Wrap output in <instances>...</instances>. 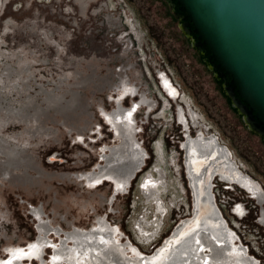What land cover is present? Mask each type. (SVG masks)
<instances>
[{
	"label": "rangeland",
	"instance_id": "rangeland-1",
	"mask_svg": "<svg viewBox=\"0 0 264 264\" xmlns=\"http://www.w3.org/2000/svg\"><path fill=\"white\" fill-rule=\"evenodd\" d=\"M171 2L173 6L166 0H0L2 105L8 109L24 105L27 97L24 93H21L22 97L17 96L15 88L29 82L30 87L36 89L35 92L29 90L33 99H38L33 101L39 103L37 112H30L32 125L14 115L7 117L0 111V137L13 147H21L25 160L31 162L27 171L33 175L32 182L12 173L1 174V256L4 245L24 244L34 238L36 220L32 207L42 209L45 221L66 232L90 230L100 217L107 224L109 222L110 227L120 229L123 244L149 253L151 246L174 229L177 222L189 217L191 193L186 176L181 172L184 153L179 151V142L182 135L181 131L178 134L179 125L174 119L177 106L188 112L189 107L180 99L182 96L188 98L190 108L194 110L195 107L200 119L203 116V124L209 128V133L217 134L229 148L242 165V173L254 178L253 181L264 190V141L247 128L241 114L231 105L224 91L228 76L225 75L224 80L219 77L221 69L208 58L206 46L193 45L195 35L191 31L185 34L180 26L181 21L186 20L185 15L176 19L177 2ZM126 63L127 67L124 66ZM123 67L132 69H126L128 77L125 80L130 79L140 92L146 91V97L154 103L153 108L156 107V111L149 114L144 106L133 113L132 108L139 104L138 93L127 94L121 99L123 108L130 112L131 124L137 134L135 142L140 156L138 161L132 159L129 171L130 178L134 176L126 189L117 194H114L111 182L99 187H88L83 182V187L78 182L62 180V175L90 172L98 164L103 169L109 168L111 163L102 161L97 152L105 144L116 151L107 160H113V155H119V150L124 147L123 141L119 145L115 142L110 125L101 119L99 111L100 106L111 113L117 111V105L110 99L116 93L104 90L100 83L106 76L110 81L118 82L119 70ZM5 70L11 71L8 78H4ZM158 70L178 89V98L173 99L160 86L158 88ZM2 76L7 82L4 86ZM67 84L78 85L81 89L69 95L71 92L66 90L67 87H58ZM45 90L49 96L59 92L62 103H65L64 99L70 101L73 98L75 110L65 109L66 115H55L49 110L48 96L38 97ZM162 112H165V118ZM68 115L72 116L68 119L70 123L63 118ZM188 124L191 137H196L191 121ZM77 134L84 142L76 138ZM124 134V142L129 146L131 135L128 131ZM157 143L162 148L163 162L158 160L155 152ZM177 163L180 164L178 167L174 165ZM155 167L165 174L167 188H157L165 210L160 217L162 225L157 229L153 227L151 235L149 232L146 237L149 243L157 239L149 245L138 237L135 220L138 226L144 221L150 222L149 217L153 216V204L149 206L151 199L147 200L139 187L141 178L150 171L155 175L151 178H156ZM22 172L25 175V170ZM179 179L184 193L176 183ZM210 182L217 184L216 188L211 187V192L218 190L216 204L228 227L238 233L241 245H247L246 256L264 264V226L255 222L264 217V203L260 205L249 198L236 184L225 189L228 184L218 177L211 178ZM228 198L245 202L248 212L240 219L235 218L230 214ZM156 217H153L154 222ZM127 237L129 240L124 242ZM51 239L60 242L58 237ZM235 246L243 248L237 240ZM50 254L51 251L45 249L42 258L48 261Z\"/></svg>",
	"mask_w": 264,
	"mask_h": 264
},
{
	"label": "bare ground",
	"instance_id": "bare-ground-1",
	"mask_svg": "<svg viewBox=\"0 0 264 264\" xmlns=\"http://www.w3.org/2000/svg\"><path fill=\"white\" fill-rule=\"evenodd\" d=\"M157 75L158 85L161 89L163 88L172 97H177L178 92L176 93L173 84L169 82L165 74L158 71ZM136 92L139 97L137 87ZM138 103H140V98H138ZM180 103H182L181 100ZM136 105L139 106L140 104ZM193 108L195 107L193 106ZM187 109L188 115L190 112L196 123L195 125L192 124L197 132L196 137H191L192 131L188 124L190 117L183 107H176L174 119L177 120L176 122L181 125L182 129L183 141L180 143V151L184 153V162L183 167L181 164V169L182 174L186 176L188 190L191 193V203H188L189 217L187 216L188 218L177 222L174 229L172 228L171 232L166 233L167 236H162L163 239L161 238L159 242L151 246L149 253L138 249V247L133 249L128 244L120 243L119 240H122L120 229L117 226L111 228L108 225L109 222L107 224L104 220H98L95 226L87 231L79 232L80 229H70L72 232L65 234V239L53 249L54 264H259L256 260L246 256L245 247L239 243L236 231L228 227L226 219L212 197L210 179L218 177L225 184H236L247 194L249 193L250 198L253 197L260 203L264 202V190L253 181L254 178L252 179L247 174L242 173L229 148L218 142L214 135L209 134V129L203 127L202 120L204 118L201 120L195 109L196 112L191 108ZM148 111L149 109H147ZM164 113L162 112V116L165 118L166 114ZM160 115L158 118L161 117ZM101 119L104 121L103 116ZM78 140L84 142L82 136ZM156 154L162 159L163 153L160 146L157 147ZM156 170V178H151V175L148 176L139 187L144 197L147 200L151 199L150 204H148L149 206L153 204L154 211L151 213L153 216L149 217L150 222L143 220L142 226L140 224L139 227L135 222V231L139 238L143 236L144 244H147L149 238L146 237L149 234L142 231V228L145 231L153 232L154 228L157 229L161 226L160 217L162 213L164 215L163 210H165L159 200L160 194H157L159 185L165 187L163 183L165 176L160 168ZM176 183L181 192L184 193L185 188L181 181L178 180ZM125 189L122 188L120 191ZM238 206L243 207L242 204ZM153 217H156L155 222ZM126 240H129V237L124 242ZM236 240L237 244L244 249L235 246ZM155 241L157 239L150 240L148 243L150 245ZM45 249L51 250L49 246ZM5 256V254L2 255V257ZM42 257L43 255L41 259H44Z\"/></svg>",
	"mask_w": 264,
	"mask_h": 264
},
{
	"label": "flooded vegetation",
	"instance_id": "flooded-vegetation-1",
	"mask_svg": "<svg viewBox=\"0 0 264 264\" xmlns=\"http://www.w3.org/2000/svg\"><path fill=\"white\" fill-rule=\"evenodd\" d=\"M124 66L127 67V63L124 64ZM22 69H24V68H22ZM126 69H129V71L132 70L130 68H125V67L120 69L119 73H121V74H120V79L118 80V82H115L114 80L113 81L111 80L112 81L111 82L109 80V76H106V78L104 80H102V83H100L102 85L101 87L103 89L105 88V89H108V91H110V92L113 91V93H116L114 97L117 96L118 98H114L112 95L113 93H110V95H112V96H110V99H112L115 102V104L117 105V108H118L117 111L116 112L114 111L113 113H111V112H108L107 110H105L102 106H100V110H99L101 112V115L104 118V121L110 124V127L114 133L115 142L117 141V144L119 145L123 141L122 147L124 146L125 148L123 147L119 150V152H120L119 155L118 154L116 156L113 155L115 157L113 160L112 159L107 160V159L111 158L110 157L111 154H114L116 151L114 150V147H109L105 144L104 148H102L100 151H97V152H98L99 158L102 161L105 160L106 162L111 163L109 168L103 169L102 166H100V164H98L90 172H84L81 174H65V175H62V176H60V178L62 180L78 182L83 187H84L83 182H85V185L86 186L88 185L89 187H92L93 185L94 186L97 185L96 187H99L100 185L106 184L107 182H111L112 185L114 186V188H113L114 192H116L118 189H122V188L125 189V187L129 183L130 176H131L129 174L131 161L133 158L137 159V161H138L140 153H138L137 144L135 142L137 134H136V130L134 128V125L131 124L132 120L130 118V114H129L130 112L128 109L123 108L124 104L121 100L125 95L127 96V94H131V93L136 92L135 83L134 84L131 83L130 79H129V81L125 80L126 79L125 77H128V75H126L127 74ZM158 71H160V70H158ZM9 72H11V71L5 70L4 74L6 76H4V78H8V76L10 75ZM30 74H31V72H30ZM107 77H108V79H107ZM138 78H139V75L137 76V79ZM21 81H22V79H21ZM1 82H2L1 84H3V86L6 85V83H7V82L5 83V79H3V76H2ZM19 83H20V81H19ZM26 84H24L25 87L23 86V84H20L19 87L15 88L17 96L22 97L23 95L21 93H24L25 96L27 97L25 99L24 105H22L21 107L19 106L17 109H14L11 107L8 109V108L3 107L1 99H0V111H3V114L7 117H9L10 115H14V116H17V118H19L21 120L24 119V121H26L28 124L32 125L30 122V120L32 118V114L30 112L31 111L37 112L39 103L38 102L36 103V101H33V100L38 101V99L36 97L33 99V94L31 93L32 91H29L31 89V90H33V92H35L36 89H32V87H30L31 82H29V84H27V85ZM15 85L17 86L16 82H15ZM157 86L160 89L158 84H157ZM58 87H61V88L67 87L66 90L68 91V89H69L71 92V93H69V95L72 93L79 92V88H80V87H78V85H75V87H73V86H71V84H67L65 86L59 85ZM24 88L25 89L27 88V90H24ZM41 90H44V89H41ZM175 90L177 93L178 89L175 88ZM45 91L46 92H44V94L41 93L38 97H43V96L47 97L48 96L47 98H48V104H49V108H50L49 110L53 111L55 113V115L61 114L64 116V114L67 113L65 111V109L70 110V112L75 110L76 105L73 104V102H75V100L73 98H71L70 101L64 99L65 103H62V100L59 99V97H60L58 95L59 92H54L52 94L50 93L51 96H49V92L47 90H45ZM67 91H64V92H67ZM139 92H140V90H139ZM145 93H146V91H142L141 93H139L140 94L139 97L142 99V101L139 103L140 104L139 106L132 108V110H134L133 113H135V110L139 111L142 106H144L145 109H149L150 112L156 111V109H155L156 107H154V108L152 107L153 103L149 98L146 97ZM67 94H68V92H67ZM162 95L165 96L164 93H162ZM178 96H179V92H178ZM178 96L177 97L174 96L173 98H175V97L178 98ZM0 98H1V95H0ZM181 99L184 102V104L190 108L188 100L186 98H184L183 96L181 97ZM132 101H134V100H132ZM174 115H175V113H174ZM189 117H190L191 123L193 125H195L196 123L194 121V117H193V115L190 114V112H189ZM201 117L203 118V116H201ZM63 118L65 119V121L67 123H70V120H68V119L72 118V116L68 115L67 117L65 116ZM177 125H179L178 134L180 135L181 125L178 122H177ZM203 127H204V124H203ZM207 129H209V128H207ZM126 131H128L129 134L131 135V140L129 142V146H127L124 142V138H125L124 133H126ZM139 131L140 130H138V133H139ZM111 134H112V132H111ZM181 135H182V131H181ZM80 137L81 136L79 134L78 138H80ZM93 141L94 140H92V142ZM182 141H183V137H181V141L179 142V144ZM74 144H77V142H75ZM158 146H160V144H156V146H155L156 150H157ZM156 150H155V152H156ZM177 150H179V149H177ZM117 151H118V148H117ZM24 155L25 154L21 152V147H19V146L13 147V145H11V143H8L6 141V139L0 137V182H3L2 181L3 180L2 175L5 176V173H9V174L12 173L14 175H17L18 177H22L25 180H30L33 182V175L29 174V171H27V167H31V162L26 161L25 160L26 157ZM116 157H118L119 159L116 160ZM157 158L160 162L161 161L163 162L164 157H162V159H161L160 157L157 156ZM174 165L178 167L180 164L177 163ZM154 169H158V167H155ZM22 170H25V175H24V172H22ZM181 172H182V169H181ZM148 175L149 176L150 175L155 176L151 171L148 173ZM148 175L147 176L143 175L144 177L141 178L140 184H142V182L148 177ZM164 176H165V174H164ZM163 183H164L165 187L164 186H162V187L164 189H166L167 188L166 180H164ZM159 186H161V185H159ZM86 189H90V188L86 187ZM240 190H242L244 193L247 194V192L245 190H243L242 188H240ZM116 194H117V192H116ZM248 195H249V193H248ZM156 196H157V194L155 195V197ZM250 197L251 196L249 195V198ZM230 200L231 199L228 198V201L230 202L228 205H230V204L233 205L234 202L236 201V200H232V201H230ZM235 203H238V204L236 205V208L233 209V212L231 211V213H230L235 218L240 217V216L242 217L243 214L245 215L248 212L246 209L247 207H246L245 202L241 203V202H239V200H237ZM257 203L260 205L262 204L260 202H257ZM240 204H242L243 207L238 206ZM31 210H32L34 218L36 220L34 238L30 241H27L24 244H10V243H8V244L4 245V250H1V253L5 254L6 256L5 257L0 256V264H9V262H10V264H54V251H53V249H54V247H58L60 242L56 243L54 241V239H51V238L53 236L58 237V238H60V241H62V238L65 237V234H67L68 232H66L64 230L57 229L54 225L52 226L49 221H45V218L42 215V209H37L36 207H32ZM240 218H238V219H240ZM96 219H97L96 222L98 220H103L100 217H97ZM255 222L257 224L260 223L264 226V217L262 216V219H260L259 222L257 219H255ZM95 224L93 226H95ZM141 226H142V224H141ZM142 231L149 233V231H145L144 229ZM150 235H151V232H150ZM236 236L239 238L237 232H236ZM120 243H122V242L120 241ZM47 246H49L51 248V250H50L51 251V257H50L49 261H45L44 259H41L42 251ZM245 251H246V249H245ZM246 254H247V252H246ZM7 257H9V258H8V260L5 261V259ZM248 257H250V256L248 255ZM33 260L35 263L32 262ZM258 260H259V258H258ZM28 262H30V263H28Z\"/></svg>",
	"mask_w": 264,
	"mask_h": 264
},
{
	"label": "water",
	"instance_id": "water-1",
	"mask_svg": "<svg viewBox=\"0 0 264 264\" xmlns=\"http://www.w3.org/2000/svg\"><path fill=\"white\" fill-rule=\"evenodd\" d=\"M174 1L175 18L186 17L184 33L195 35V47L208 48L219 77L228 76L224 91L231 105L264 141V0Z\"/></svg>",
	"mask_w": 264,
	"mask_h": 264
},
{
	"label": "built area",
	"instance_id": "built-area-1",
	"mask_svg": "<svg viewBox=\"0 0 264 264\" xmlns=\"http://www.w3.org/2000/svg\"><path fill=\"white\" fill-rule=\"evenodd\" d=\"M174 88H176L175 86H174ZM192 105V104H191ZM195 109V108H194ZM196 110V109H195ZM202 123H204V122H202ZM209 134H212V135H214V137L215 138H217V140H218V142H220V143H222V144H224V142L222 141V140H220L219 138H218V136H217V134H215V133H213V132H211V133H209ZM236 161V160H235ZM237 163H238V165L239 166H241V164L238 162V161H236ZM240 169H241V167H239ZM141 185V184H140ZM216 185L217 184H215L214 182L212 183V189H214V188H216ZM228 185H230L231 186V184L230 183H228ZM228 185H226V186H224V188L225 189H228V188H230V186L228 187ZM94 187V186H93ZM211 194H212V197L214 198V200H215V204H216V197L218 196V190L217 191H215V192H211ZM218 201H220V200H218ZM221 203H222V201H220ZM233 204V203H232ZM238 203H235L234 202V204L233 205H228V207H229V209H230V212L232 211L233 212V209H234V207L237 205ZM217 205V204H216ZM226 205V202H224V205L223 206H225ZM217 207L219 208V206L217 205ZM220 210V209H219ZM245 246V248H246V246L247 245H244Z\"/></svg>",
	"mask_w": 264,
	"mask_h": 264
},
{
	"label": "snow or ice",
	"instance_id": "snow-or-ice-1",
	"mask_svg": "<svg viewBox=\"0 0 264 264\" xmlns=\"http://www.w3.org/2000/svg\"><path fill=\"white\" fill-rule=\"evenodd\" d=\"M9 264H10V262H9Z\"/></svg>",
	"mask_w": 264,
	"mask_h": 264
}]
</instances>
